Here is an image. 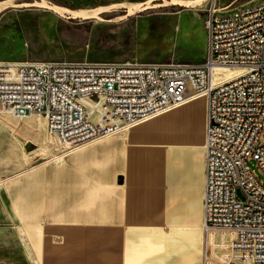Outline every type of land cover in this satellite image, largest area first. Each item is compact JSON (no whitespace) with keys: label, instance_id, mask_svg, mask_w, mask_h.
Wrapping results in <instances>:
<instances>
[{"label":"built area","instance_id":"built-area-1","mask_svg":"<svg viewBox=\"0 0 264 264\" xmlns=\"http://www.w3.org/2000/svg\"><path fill=\"white\" fill-rule=\"evenodd\" d=\"M219 1L200 9L206 12L204 63L0 61V115L23 119L43 108L39 116L55 153L65 155L204 97L210 255L218 264H264V188L248 164L253 160L264 174V145L257 146L264 128V0L232 10ZM213 67L242 74L214 84Z\"/></svg>","mask_w":264,"mask_h":264},{"label":"crops","instance_id":"crops-1","mask_svg":"<svg viewBox=\"0 0 264 264\" xmlns=\"http://www.w3.org/2000/svg\"><path fill=\"white\" fill-rule=\"evenodd\" d=\"M206 111V99L197 97L43 169L44 163L35 165L32 202L8 207L12 222L4 208L8 221H0L14 231L20 247L0 260L209 264L203 212ZM18 192L28 195L25 187ZM208 242L213 246V237Z\"/></svg>","mask_w":264,"mask_h":264},{"label":"rangeland","instance_id":"rangeland-1","mask_svg":"<svg viewBox=\"0 0 264 264\" xmlns=\"http://www.w3.org/2000/svg\"><path fill=\"white\" fill-rule=\"evenodd\" d=\"M47 1L71 10H90L106 4L145 0ZM32 9L27 14V19L13 16V11L7 12L5 16H3L4 13L0 15V34H3L9 52L20 60L28 56V48H30L31 54L36 59L40 58L36 61L64 60V49L57 33L58 17L46 10ZM200 9L203 10L204 7ZM175 11H179V9L166 8L144 13L136 12L128 20L116 23L113 37L116 45L112 50L118 49L123 54L121 56L125 57L124 60H129L136 47V17L138 15H171L166 12ZM123 15V11H117L103 14L101 17L104 20H117ZM95 23V21H69L63 22L61 26H65L63 30H71L77 35L88 36L92 29L91 25ZM84 43L87 44L88 41L86 40ZM121 56H115L113 59ZM54 143L55 139L48 133L44 118L33 116L31 119H17L8 115H0V221L3 220L7 223L8 216L12 222L13 215L8 207L16 206L19 202H32L34 166L44 163V166L41 167L43 169L49 162L59 161L64 157L55 153ZM262 145H264V128L261 131L257 146L261 147ZM248 164L256 180L264 188V174L257 163L249 159ZM18 174L19 176H17ZM13 176L16 177L5 182ZM20 187H25L28 190V195L22 194L21 196L18 192ZM208 250L210 253V247ZM25 259L30 264L29 259L26 257ZM210 263L218 264L211 255Z\"/></svg>","mask_w":264,"mask_h":264},{"label":"water","instance_id":"water-1","mask_svg":"<svg viewBox=\"0 0 264 264\" xmlns=\"http://www.w3.org/2000/svg\"><path fill=\"white\" fill-rule=\"evenodd\" d=\"M0 1V15L10 10L41 9L54 13L58 17L57 33L64 49L67 63H115V56L123 55L113 45L106 46L96 39V28L109 26L128 20L134 13H144L153 10L178 8L179 13L171 15H138L136 17V47L129 60L138 64H202L206 61L207 37L204 31L206 12L200 11L208 0H145L141 2H121L95 7L90 10H71L47 0ZM220 0L221 7L232 10L249 0ZM123 11V17L117 20H104L103 14ZM64 21H95L88 36L77 35L71 30H63ZM88 41L85 44V41ZM5 38L0 34V48L5 46ZM28 62L36 59L28 48V56L21 58ZM14 59L0 54V61ZM121 182V179L118 180ZM0 245L20 247L13 230L0 229Z\"/></svg>","mask_w":264,"mask_h":264},{"label":"flooded vegetation","instance_id":"flooded-vegetation-1","mask_svg":"<svg viewBox=\"0 0 264 264\" xmlns=\"http://www.w3.org/2000/svg\"><path fill=\"white\" fill-rule=\"evenodd\" d=\"M22 2H28V0H22V1H18L16 3H22ZM33 10V9H27V10H10V11H7L8 13L13 11L14 13L12 14L13 16H19L20 18H25L27 19L28 17L27 14L30 13V11ZM6 13H4L3 16H5ZM64 22H69V21H64ZM93 25H91V28H92ZM115 28H116V24H110L109 26H100V27H97L96 28V39L98 42H100L101 44L103 43H106V46L108 45H113L115 46L116 45V41H114L113 37H114V31H115ZM0 54L3 55L4 57H7V58H11V59H19L17 56L11 54L8 50V47L5 45L3 47L0 48ZM125 57L124 56H121L119 58H116L117 61H121V60H124ZM6 226L0 224V229L1 228H5ZM14 250H17L16 248L14 247H5V246H0V255H3L5 252H8V251H14ZM5 262V260H0V264H3Z\"/></svg>","mask_w":264,"mask_h":264},{"label":"bare ground","instance_id":"bare-ground-1","mask_svg":"<svg viewBox=\"0 0 264 264\" xmlns=\"http://www.w3.org/2000/svg\"><path fill=\"white\" fill-rule=\"evenodd\" d=\"M241 74H242V71L240 69L226 68V67H213L211 71V80L214 84H216V83L230 81ZM33 116L44 118L42 116L37 115V108H36V114H33L26 118L33 117Z\"/></svg>","mask_w":264,"mask_h":264}]
</instances>
